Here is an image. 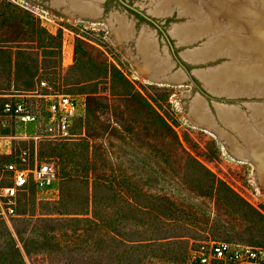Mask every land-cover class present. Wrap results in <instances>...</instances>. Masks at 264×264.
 <instances>
[{"label": "rangeland", "instance_id": "1", "mask_svg": "<svg viewBox=\"0 0 264 264\" xmlns=\"http://www.w3.org/2000/svg\"><path fill=\"white\" fill-rule=\"evenodd\" d=\"M64 1V5L59 6L53 0V5L64 6L67 15L53 7L49 0H0V40H5L0 45L30 44L29 35L18 34L19 26L29 19L30 13L51 32L61 35L62 67L68 71L67 76L57 79H51L43 72L34 78L29 74L18 75L11 63V50L0 49V100L22 98L40 112L46 109L49 95L72 94L85 103L72 128L73 135L67 140H35L15 132L0 137V165L28 151L32 162L54 161L62 175L57 185L59 195L56 191L39 194L31 189L21 197L17 215L0 219V253L20 251L24 258L22 263L20 260H0V264H189L193 250L210 239L264 246L263 169L233 157L214 132L197 126L188 117L191 102L195 97V101L205 100L202 95L208 99L215 114L212 102L222 100L215 102L217 109V104L238 108L239 113H234L233 118L245 115L241 108L243 102L255 116L254 107L264 106V93L258 88L244 89L245 93L243 88H232L229 93H216L210 88L204 72L223 69L232 59L228 54L196 61L189 59V53L196 50L210 54L208 47L212 37L206 34L191 42L183 41L185 35L179 37V25L196 22L190 14L181 13L179 9L170 15L155 13L157 0H80L91 1L88 2L90 6L96 5V9H100L98 16L91 14L90 18H81L73 17L78 12L70 10L79 0ZM223 1L225 6L230 4V0ZM262 14L258 11L255 16L258 21ZM117 17L131 24L129 39L119 38ZM143 33L156 43L160 54L169 57L173 63L171 73L181 72L185 75L184 80L164 84L146 77L138 49ZM250 34L264 39L261 28H253ZM77 43L83 46V51L78 53ZM84 56L94 62L106 60L114 65L131 81L134 89L130 86V91H138L165 111L184 145L206 169L188 157L182 159V152L177 150L176 142L173 145L172 138L170 158L151 150L147 142L161 145L159 129L155 132L154 128L152 134L147 130L141 132L145 146H139L141 144L133 142L120 128L113 129L117 124L111 113H88L87 93L95 91L112 97V87L105 82L96 87L80 83L84 74L97 73L91 70L92 63L77 60ZM41 81H46L50 88H44ZM203 82L216 95L238 97L219 99L203 87ZM116 87L118 92L124 90L122 81ZM137 97L129 102L110 98L113 113L116 115V111L125 110L145 121L142 117L146 112L137 110L143 106L142 98ZM246 112L248 116L252 114L248 108ZM247 119L243 120L244 126L249 129L247 134H252L249 138L255 137V142L262 146L260 151L253 150L259 154L264 167V151L261 150L264 148V125L257 119V127ZM47 127L48 122L42 120V135L46 134ZM232 133L226 132L229 137ZM238 149L249 151L243 145ZM99 177L108 182H96ZM211 181L226 189L229 202L222 204L211 196L200 194L197 186ZM247 205L258 213H252ZM76 212H88L89 217L95 216L99 222L75 220L73 217H83L72 214ZM112 230L127 240L165 237H171V240L130 249L125 242H107ZM72 246L76 247L75 251L70 250Z\"/></svg>", "mask_w": 264, "mask_h": 264}, {"label": "bare ground", "instance_id": "2", "mask_svg": "<svg viewBox=\"0 0 264 264\" xmlns=\"http://www.w3.org/2000/svg\"><path fill=\"white\" fill-rule=\"evenodd\" d=\"M63 1L64 0H55V3L60 6L61 4L64 5V2H66ZM88 2L85 3L79 0L73 5V9L70 8V10H72L71 12H78V14L84 17H88L91 14L98 16L100 14L98 10L100 9L97 10L96 5L90 6L89 3L91 1ZM87 3L89 5H87ZM229 3L230 4L225 6L223 0H157L153 11L163 15H170L173 10L179 9L181 13L190 14L196 22L179 25V31L182 34L180 32V34L176 33L177 35L179 34L180 38L185 35V38H183L185 42L197 40L199 37L205 36L206 34L212 35L211 41L209 42L210 46L208 47L211 53L208 54L205 50L192 51L189 53V59L193 61L202 60L208 56L215 57V55L218 54H228L231 57L232 62L229 63L227 67L222 66L223 69H211L204 72L206 75L205 78L214 92L229 93L228 91L232 88H238L237 90L243 88L244 92V89L258 88L264 93V39H258L250 34L253 28L256 29L258 27L264 30L263 22L258 26L261 20L264 21V0H230ZM258 11L263 12L259 17V21L258 17H255ZM116 20L120 26L116 28L119 38L123 40L124 38L129 39L131 37V24L122 17H117ZM151 41L152 39L149 40L144 33L139 38L138 49L143 58L142 71L146 77L153 81L165 83H177L175 81L181 82V80H184L185 75L181 74V72L175 71V73H171L173 63L168 60L169 57L166 58L160 54V52L157 51L156 43ZM208 49L206 46V50ZM256 91L258 90L256 89ZM217 106L219 107L218 110L222 118L233 128L237 129L239 133H242L246 141H249L248 143L251 148L259 150L260 147H262L257 143L258 141L255 142V137L249 138L252 134L248 135L249 129L247 130V126H244L245 123H243L244 119L242 115L233 118L234 113H239L238 108H233L232 106L224 104H217ZM193 107L190 113L193 120H209L211 115L205 100L202 98L196 100ZM254 108L256 119L259 120V123H263L264 125V106L259 108L256 106ZM240 113L242 114V111ZM215 123H212L210 127L217 130ZM217 132L221 137H226L227 135L219 129ZM261 150L264 151V148H261ZM247 152L249 151L243 152L240 149L237 150L239 156L247 157ZM260 161L258 166L264 171L263 162L261 159ZM261 179H264V177Z\"/></svg>", "mask_w": 264, "mask_h": 264}, {"label": "trees", "instance_id": "3", "mask_svg": "<svg viewBox=\"0 0 264 264\" xmlns=\"http://www.w3.org/2000/svg\"><path fill=\"white\" fill-rule=\"evenodd\" d=\"M29 19L19 26L18 34L19 35H29L31 37L30 44L24 45L19 42L18 45L15 46H3L0 45V49H9L11 50V63L14 67L16 73L19 74H29L31 76L36 77L39 75V72H43L46 75H49L51 79H57L60 77L67 76V69L62 67L63 57H62V37L60 34H54L47 27H45L37 18H35L32 14L28 13ZM5 40L1 39V42ZM14 50V51H13ZM83 51V46L81 43H77L76 45V53ZM32 55H35L33 57ZM91 65V70L97 73H86L82 77H80V83L85 86H98L101 82L111 84V95H100L95 91L88 92L86 109L90 114H97L109 112L114 118L117 126H113V129L120 128L127 136H131L133 142L137 144H141L139 146H145L143 144L144 139L141 137V132L148 131V134H152L153 129L155 128V132L159 129L161 131L162 142L161 145H155L152 142H147L146 145H151V150H156L163 153L166 158H170L172 155V147L170 139H174L173 145L176 142L177 150L182 152L183 158H190L194 162H197L203 168L206 169L205 165H203L194 155L188 150V148L184 145L183 141L180 138L179 133L176 131L175 126L173 125L169 115L165 113V111H161L155 104H153L150 100L142 97V95L138 91H130V86L133 87L131 81L120 72L114 65H111L108 61L103 60L101 62H94L89 57H85L84 59L77 58V60ZM84 60V61H83ZM122 81L124 90L118 92L117 91V83ZM137 96H140L142 99V108H138L139 111H145L146 115L142 118L145 121L140 120L139 116L135 113L128 114L125 110H121L120 113L116 115L113 113L112 103L110 98H121L125 102L134 101L138 99ZM116 118V119H115ZM140 142V143H139ZM175 150V149H174ZM185 163H183L184 165ZM65 178V177H64ZM104 182L105 184L108 182V179H103L101 177L96 178V182ZM222 182V181H221ZM224 184V183H223ZM231 190L229 187H227ZM197 190L200 191V194L203 196H211L215 198L219 203L226 204L229 202V194L226 189L217 184L215 181H211L209 183L200 184L197 186ZM231 192H233L231 190ZM238 196V195H237ZM240 198V197H239ZM244 201V200H243ZM89 197L87 196V205L89 204ZM245 202V201H244ZM250 208L252 213H258L254 207L247 205ZM86 208V207H85ZM75 215H82L83 217H73L78 221H89L98 223L99 220L95 216L89 217V213H72ZM71 215V214H70ZM262 216V215H261ZM264 218V216H262ZM108 224V223H107ZM110 235L107 237V242L112 243L114 241L125 242V244L129 245L130 249H136L142 246H152L153 243H156L160 240L170 241L171 237L165 238H150V239H140V240H127L124 237H121L119 233L115 231H111ZM104 240V239H103ZM105 240V241H106ZM128 242V243H126ZM162 242V241H161ZM71 251H75L76 247L72 246ZM129 251H127L128 253ZM1 261H12V262H24V258L20 251L15 253H0Z\"/></svg>", "mask_w": 264, "mask_h": 264}, {"label": "built area", "instance_id": "4", "mask_svg": "<svg viewBox=\"0 0 264 264\" xmlns=\"http://www.w3.org/2000/svg\"><path fill=\"white\" fill-rule=\"evenodd\" d=\"M41 84L50 88L46 81H41ZM49 96L43 112L22 98L0 100V137L15 132L35 140L71 138L72 128L85 103L78 96L67 93ZM42 120L48 122L45 135L40 133ZM61 177L60 167L54 161L32 162L28 151L1 164L0 219L17 215L21 197L31 189L39 194L56 191L59 195L57 185ZM189 264H264V246L210 239L193 250Z\"/></svg>", "mask_w": 264, "mask_h": 264}, {"label": "water", "instance_id": "5", "mask_svg": "<svg viewBox=\"0 0 264 264\" xmlns=\"http://www.w3.org/2000/svg\"><path fill=\"white\" fill-rule=\"evenodd\" d=\"M49 2H50V4L53 6V7H55V8H57L58 10H61L65 15H67L65 12H64V6H61V8L60 7H56V6H54L53 5V0H49ZM102 13H103V11H102ZM76 16H78V17H81V18H90V17H83V16H80L79 14H76V15H74L73 17H76ZM128 42V41H127ZM175 66V65H174ZM180 69V68H179ZM179 69H177V70H179ZM182 70H184L183 68H181ZM185 71V70H184ZM186 72V71H185ZM186 74H187V72H186ZM187 76L189 77V75L187 74ZM185 82V81H184ZM183 82V83H184ZM164 84H166V83H164ZM167 84H172V83H167ZM203 87L204 88H207V90L211 93V94H213V96H217V97H219V99L221 98V97H227L228 99H237V97L238 96H235V97H229L230 95H226V94H223V95H219V94H214V93H212L211 91H210V89H209V87H207V86H205V83L203 82ZM202 97L205 99V101H206V104L208 105V107H209V109H210V118H209V120H206V121H195V120H193L192 118H191V116H190V113H191V111H192V108H193V104H194V101H195V99H196V97L194 98V100L191 102V109H190V111H189V113H188V117L193 121V123H195L197 126H200V127H203V128H205V129H208V130H211L212 132H214L217 136H218V138L226 145V147H227V149H228V152L233 156V157H235V158H237V159H239V160H242V161H247V162H251V163H253L254 164V166H255V168L257 169V165L261 162L260 161V157L257 155V153L255 152V150H253V148H251L249 145H248V143H247V141L245 140V138L237 131V129H235V128H233V127H231V125L230 124H228L226 121H224L223 120V118H222V116L220 115V113H219V111H218V109H217V107H216V105H215V102H220V101H222V100H219V101H213L212 102V104H213V106L215 107V109H216V114L213 112V110L211 109V106L209 105V102H208V99L207 98H205V96H203L202 95ZM242 98H245V97H242ZM222 99V98H221ZM239 99H241V98H239ZM226 104H232V103H228V102H226ZM239 106H240V104H239ZM243 107H246V108H248L249 109V111H251L252 112V110L247 106V105H245L244 104V102L241 104V108H242V110L245 112V115L243 116V119H246V118H248L246 121H250V123H253V124H256V126L258 127V121H257V119H256V117L253 115V112H252V114L251 115H249L248 116V114H246L247 112H246V108L244 109ZM215 120H216V123H215ZM209 123H211V124H209ZM212 123H215V126L217 127V130L219 129V130H221V131H223L224 132V134L226 135V132L227 131H231V132H233L232 133V137H229L228 135H226V137L225 136H222L221 137V135H219V133L217 132V130L216 129H214V128H211L210 127V125H212ZM247 126V125H246ZM232 138V139H231ZM241 145H243L246 149L248 148L249 149V152H247V157H245V156H239L238 154H237V149L241 146ZM263 146H264V144H263ZM255 169V170H256Z\"/></svg>", "mask_w": 264, "mask_h": 264}]
</instances>
